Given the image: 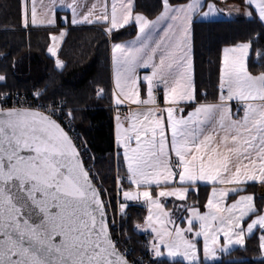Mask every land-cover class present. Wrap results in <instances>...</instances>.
Segmentation results:
<instances>
[{"label": "snow or ice", "instance_id": "snow-or-ice-1", "mask_svg": "<svg viewBox=\"0 0 264 264\" xmlns=\"http://www.w3.org/2000/svg\"><path fill=\"white\" fill-rule=\"evenodd\" d=\"M249 3L264 23V0ZM61 4L71 10L73 26H99L112 40L121 29H136L133 41L111 47L114 104L144 108L124 119L115 116V142L126 168L116 184L122 217L129 202L146 206L147 217L136 229L150 232L154 257L166 254L172 264L176 257L186 264H209L221 243L219 250L227 252L231 245L244 246L257 231L264 253V210L254 194H244L249 182L264 187V71L254 75L249 70L251 42L224 49L218 102L201 103L193 81L192 39L194 19L204 7L200 0L181 5L161 0L154 20L137 11L135 0ZM54 8L43 21L56 29ZM207 9L204 17L214 14L213 4ZM21 20L27 28V0ZM37 22L33 0L31 24ZM65 34H50L47 51L52 57ZM255 55L264 61V50ZM55 66L64 67L59 58ZM141 69L146 70L142 79ZM5 79L0 75V81ZM34 95L33 104L44 99L39 92ZM102 95L103 89L98 90L97 96ZM232 101L237 102L235 115ZM57 107L53 100L47 109L0 108V264H130L112 235L110 204L103 202L58 122ZM200 184L211 188L206 211L176 206L188 213L184 228L185 221L178 224L165 202H184ZM229 197L234 198L230 205L225 202ZM200 238L204 260L198 255Z\"/></svg>", "mask_w": 264, "mask_h": 264}, {"label": "trees", "instance_id": "trees-1", "mask_svg": "<svg viewBox=\"0 0 264 264\" xmlns=\"http://www.w3.org/2000/svg\"><path fill=\"white\" fill-rule=\"evenodd\" d=\"M188 1L171 0V3ZM160 2L135 0L137 11L149 19L158 15ZM20 8V0H0V75L6 77L0 81V93L20 91L36 98L34 94L39 92L44 97L42 102L66 101V110L71 112L73 124L93 155L94 171L106 188L118 219L120 235L128 238L137 253L148 251L150 237L136 229L137 224H143L146 209L141 204L129 202L126 216L122 217L119 212L122 196H117L116 184L125 170L124 161L114 145L109 44L132 37L134 28L115 32L114 40L107 37L99 26L67 29L58 51L64 67L57 69L54 60L47 55L53 30H24ZM63 14L57 13L58 24ZM192 39L194 87L201 103L219 99V66L223 48L251 42L249 70L254 75L264 71V61L255 55L256 51L264 50V23L256 17L210 21L194 19ZM100 89H103L102 97L96 95ZM209 191L208 187L199 186L186 197L185 205L204 210ZM246 192L254 194L255 203L264 210V195H257L255 187H247ZM102 200L105 201L104 195ZM186 212L184 210V214ZM259 234L254 232L243 247L233 249L219 261L209 264H264ZM154 259L155 264H172L165 259ZM175 264L182 263L176 261Z\"/></svg>", "mask_w": 264, "mask_h": 264}, {"label": "crops", "instance_id": "crops-1", "mask_svg": "<svg viewBox=\"0 0 264 264\" xmlns=\"http://www.w3.org/2000/svg\"><path fill=\"white\" fill-rule=\"evenodd\" d=\"M81 2H86L88 5H91L92 3L98 2V0H81ZM99 2L102 4L103 0H99ZM108 2L110 4L111 0H108ZM189 2H192V0H190V1L186 2V3H189ZM245 2H247V3H245ZM23 3H24V0H20V6ZM209 3H211L214 6H217L218 8L221 9V12L219 13V16H217L216 18H214V17L210 18L211 15L208 16V17H204L203 16V12H206L208 10L207 9V5ZM53 4H55V8H54L53 11H54V15H55L56 21H57V13H64L63 15L60 16L59 24H58V21H57V24L59 25V28H56V29H54L51 25H48L46 23V21H43V16H44L45 12H48L49 9H52ZM182 4H185V3H182ZM35 5H36V8H37V20H38L37 25L33 26L31 24V8L33 6V0H27V7H28V10H29V24H28V27L25 28L23 23H22V20H21V26H22V28L24 30H27V29H51V30H53L52 34H55V33H59L60 30H63V31L66 32V30L69 29V28L96 26V25H86V24L85 25L73 26L72 23H71V17H72L71 10H69L66 7H63L62 4H61V0H35ZM175 5H181V4H175ZM202 5L204 6L202 11L200 13H198L197 16L195 17V19H197V20L210 21V20L234 19V18H237V17H241L242 19H248V18L256 17L257 19H259V16H258V13H257L255 7L249 3V0H244V3H239L238 1H234V0H208V1H204L203 0V4ZM82 10H86V9H78V11H82ZM20 12H21V8H20ZM232 14H235V15H232ZM218 17H220V18H218ZM155 18H153V20ZM241 18H238V19H241ZM129 27H133L134 31H135L134 35L132 37L124 39V40L116 41V42H111L109 44L110 78H111V92L112 93H113V90H114L115 69H114V66H113L112 61H111V47H112L113 43L131 42V41H133L135 39L136 34H137L136 33V29H135L134 26H129ZM62 41H63V39H62ZM62 41H61V43H62ZM231 47H233V46H231ZM225 48H230V47H225ZM225 48L222 49L221 58L223 56V51H224ZM58 51H59V49H58ZM57 57H58V55H57ZM139 71H140V76H141V79H142V76H143V74L145 73L146 70L141 69ZM193 81H194V77H193ZM112 93H111V104H112L113 107L117 108V106L113 102ZM142 98L146 99V95H144ZM158 101H159V105L161 107H163L164 105H163L162 92L158 96ZM216 102H218V101H216ZM209 103H214V102H209ZM231 105H232V113H233V115H235L236 111H237V107H236L237 102L236 101H232ZM121 107H127L128 108V116L131 115L133 112H136L138 110L144 109L142 106L138 107L136 105H129L127 103L124 104V105L119 106V108H121ZM241 115H242V113H241ZM115 116L116 115H114L113 118H112L113 119L114 145H115V148L117 149L119 155L121 156L120 150H118V146H117V144L115 142V124H116ZM126 123L127 122L125 121V124ZM121 158H122V156H121ZM124 170L126 171L125 165H124ZM200 186L208 187L209 190L211 191V188H210L209 185L200 184ZM248 187H255L257 195H258L259 192H263L262 195H264V187H262L260 184H258V183L252 184L251 182H249ZM210 191H209V194H210ZM236 248H239V247H236ZM236 248H233V249H236ZM229 251H231V250H229Z\"/></svg>", "mask_w": 264, "mask_h": 264}, {"label": "built area", "instance_id": "built-area-1", "mask_svg": "<svg viewBox=\"0 0 264 264\" xmlns=\"http://www.w3.org/2000/svg\"><path fill=\"white\" fill-rule=\"evenodd\" d=\"M97 95V93H96ZM36 100V98L30 97L28 94L20 91H14V92H3L0 93V108L3 109H10L13 107H28L29 105H32L33 108L38 107V105H43L45 109H47L51 103L38 101V104H33L32 102ZM57 102V109H56V118L59 123H61L62 127L65 129L67 134L70 136V138L73 140V143L78 149V152L80 153L81 160L86 168L90 172L91 178L94 182H97L98 177L94 171L93 168V155L90 152L89 148L87 147L86 143L83 141L82 136L78 129L75 127L72 121V114L69 115L68 110H66V101L63 99L56 100ZM60 107L63 108V112L61 113ZM114 115L121 116L122 119L126 118L128 116V108L127 107H121L117 108L115 111L113 109ZM98 191L101 193V195H105V190L102 185L97 183ZM107 201L105 200V204ZM107 220L112 225L113 232L112 235L114 238L118 241H120V251L126 254L127 259L130 261V264H155L154 262V255L150 251V249L144 253H137L135 249L133 248L132 244L128 241L127 237H122L119 233V225L118 221L116 223L114 222L110 208H108L107 211Z\"/></svg>", "mask_w": 264, "mask_h": 264}, {"label": "rangeland", "instance_id": "rangeland-1", "mask_svg": "<svg viewBox=\"0 0 264 264\" xmlns=\"http://www.w3.org/2000/svg\"><path fill=\"white\" fill-rule=\"evenodd\" d=\"M200 3L201 4H203V0H200ZM244 3V2H243ZM245 3H247V2H245ZM230 5V4H229ZM231 6V5H230ZM214 8H215V12H214V14H212L211 15V17L210 18H216L217 16H219V13L221 12V9L220 8H218L217 6H214ZM232 15H235V14H232ZM218 18H220V17H218ZM238 18H241V17H237V18H234V19H238ZM242 19V18H241ZM56 35H59V33H55ZM62 41V40H61ZM51 43V42H50ZM61 44V43H60ZM49 46H50V44H49ZM59 49V48H58ZM47 55L49 56V57H51L53 60H54V62H55V60L58 58V57H52L49 53H48V51H47ZM62 62V61H61ZM56 67V66H55ZM58 69V68H57ZM61 69V68H60ZM117 110V108L116 107H113L112 106V110ZM144 111V109H142V110H138V111H136V112H143ZM120 153H121V156H122V149H120ZM122 158H123V156H122ZM96 173V172H95ZM97 175V174H96ZM97 177H98V175H97ZM97 181V183H99L100 185H102L103 186V188H104V190H105V200L108 202H106L107 204H110V211H111V215H112V218H113V220H114V222L116 223V221H118V219L115 217V214H114V212H113V210H112V206H111V202H110V199L107 197V191H106V188H105V186L101 183V181H100V179H99V177H98V180H96ZM262 193L263 192H259L258 193V195H262ZM244 194H252L251 192H246V193H244ZM105 202V201H104ZM185 202V201H184ZM184 202H181V201H176L174 198H169L165 203H166V211H168L169 213H171L172 214V216H173V218L176 220V222L178 223V224H180L181 223V221H185L184 223H182L181 224V226L182 227H184V228H187L188 227V225H187V223H186V220H185V218L187 217V215H188V213L186 212V214H184V209L183 208H179V207H176L177 205H180V204H185ZM226 204H228V205H230L231 203H233L234 202V198L233 197H229V198H226ZM170 203V207H168V204ZM143 206V205H142ZM145 209H146V216H145V218L147 217V208H146V206H143ZM204 211H206V208H204V210H202L201 212L203 213ZM141 233H143V234H145L143 231H141ZM145 235H148L149 237H151V234H150V232L149 233H147V234H145ZM191 234H189V236H190ZM249 237V236H248ZM220 240L222 241L223 240V237L221 236L220 237ZM150 244H151V239H150ZM151 246V245H150ZM223 247V244L221 243L220 245H219V248H222ZM236 247H243V246H239V245H231V246H229V248H228V251L227 252H229V250H232L233 248H236ZM219 248L217 249V252H216V255H215V258H214V260H212V261H210V262H216V261H219L220 259H221V257L223 256V255H225L227 252H223V251H220L219 250ZM198 249H199V253H198V255H199V259L200 260H204V254H203V238H200L199 239V242H198ZM161 259H165V260H167V261H170V262H172V260H170V258L169 257H167V255L165 254L163 257H160ZM176 261H178V262H181L182 264H186V262L183 260V258L182 257H176L175 258V262Z\"/></svg>", "mask_w": 264, "mask_h": 264}, {"label": "water", "instance_id": "water-1", "mask_svg": "<svg viewBox=\"0 0 264 264\" xmlns=\"http://www.w3.org/2000/svg\"><path fill=\"white\" fill-rule=\"evenodd\" d=\"M80 159H81V157H80ZM81 162H82V160H81ZM83 163V162H82ZM84 165V164H83ZM94 186L97 188V186L95 185V183H94ZM97 190H98V188H97ZM102 198V197H101Z\"/></svg>", "mask_w": 264, "mask_h": 264}]
</instances>
